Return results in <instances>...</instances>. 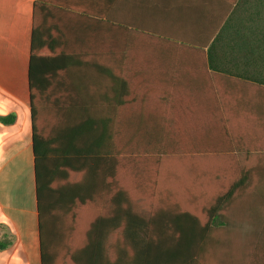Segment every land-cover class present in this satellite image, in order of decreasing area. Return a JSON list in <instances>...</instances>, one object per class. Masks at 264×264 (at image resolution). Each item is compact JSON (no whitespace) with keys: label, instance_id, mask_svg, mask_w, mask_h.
Listing matches in <instances>:
<instances>
[{"label":"crops","instance_id":"crops-1","mask_svg":"<svg viewBox=\"0 0 264 264\" xmlns=\"http://www.w3.org/2000/svg\"><path fill=\"white\" fill-rule=\"evenodd\" d=\"M238 2L0 0V117H15L12 123L0 122V264H89L88 256L94 257L87 250L90 231L100 229L95 237L102 240V219L130 203L148 215L189 214L202 227L217 209V225L199 258L204 255L212 233L227 226L222 212L248 185L249 170L204 208L206 222L177 207L143 210L115 182L120 159L114 151L113 115L131 92L179 99L193 116L191 129L239 130L227 136L225 145L245 148L246 154L264 152V87L213 71L207 58ZM45 113L75 115L76 120L46 134L40 122ZM88 116L99 124L107 121L110 156L99 166L95 160L94 171L91 163L73 170L61 132ZM72 174L80 178L71 180ZM120 193L126 196L122 205ZM89 204L103 211L76 240V210ZM110 232L106 244L113 260L124 244L123 226Z\"/></svg>","mask_w":264,"mask_h":264},{"label":"rangeland","instance_id":"rangeland-1","mask_svg":"<svg viewBox=\"0 0 264 264\" xmlns=\"http://www.w3.org/2000/svg\"><path fill=\"white\" fill-rule=\"evenodd\" d=\"M184 107L179 99L143 98L131 92L113 115L114 151L120 159L115 182L143 210L177 207L206 222L204 208L249 170L248 185L222 212L227 226L212 233L199 264H264V152L246 154L245 148L225 145L227 136L239 130L191 129L193 116ZM50 116H41L46 134L76 120L75 115ZM101 211L96 204L76 210V240Z\"/></svg>","mask_w":264,"mask_h":264},{"label":"trees","instance_id":"trees-1","mask_svg":"<svg viewBox=\"0 0 264 264\" xmlns=\"http://www.w3.org/2000/svg\"><path fill=\"white\" fill-rule=\"evenodd\" d=\"M209 67L218 73L264 85V0H239L223 29L210 45L207 53ZM126 85L121 83V89ZM123 100L120 99V104ZM14 116L0 117V122L9 124ZM35 110L33 105L34 148L37 161L40 143L36 134ZM65 146L63 152L73 170L82 169L95 160L110 156L111 134L107 121L99 124L93 116L75 123L61 132ZM108 170L105 169V172ZM228 194L226 200L230 199ZM124 197L120 193L117 198ZM40 200V195H39ZM219 219L217 209L211 213V222L204 227L189 214L171 215L158 212L148 215L133 208L120 207L111 218H104L102 240H96L98 231L89 234L87 250L97 254V264H199L204 241L212 225ZM123 226L124 244L118 246L114 259L107 253V239L113 228ZM129 242V250L127 247ZM101 256V257H100ZM88 256L89 264H95ZM101 258V259H100Z\"/></svg>","mask_w":264,"mask_h":264}]
</instances>
